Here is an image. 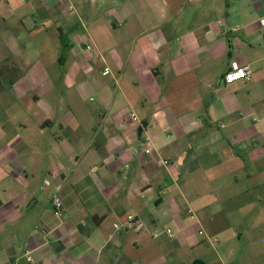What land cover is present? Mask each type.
I'll use <instances>...</instances> for the list:
<instances>
[{
  "label": "crops",
  "instance_id": "obj_1",
  "mask_svg": "<svg viewBox=\"0 0 264 264\" xmlns=\"http://www.w3.org/2000/svg\"><path fill=\"white\" fill-rule=\"evenodd\" d=\"M68 1L0 0V264H264V0Z\"/></svg>",
  "mask_w": 264,
  "mask_h": 264
},
{
  "label": "built area",
  "instance_id": "obj_2",
  "mask_svg": "<svg viewBox=\"0 0 264 264\" xmlns=\"http://www.w3.org/2000/svg\"><path fill=\"white\" fill-rule=\"evenodd\" d=\"M61 3L64 4H68L69 1L68 0H57ZM72 8L71 6H69V9ZM259 26L261 27V29L264 31V17L260 18L258 21ZM84 48L86 50H92L93 49V45L92 43H87L85 44ZM109 69L105 68L104 71L102 72L103 75H107L109 74ZM252 76V73L249 69L248 66H241L238 63L231 61L228 63V69L227 71L224 73L222 79L224 83H234V82H238V81H250ZM132 119L136 120V117L134 115H132ZM142 152H144L145 154H151L152 153V149L150 147V143L148 141V139L145 140L144 146L142 147ZM158 163L164 167L168 166V161L166 159H159ZM52 208H53V212L54 214L58 217L61 218L63 215V208H62V203L60 198H55L52 201ZM134 220V217L132 215H128L126 217V221L127 223L132 222ZM113 228L117 229L119 228L118 224H113ZM166 234L169 237H172L173 234L171 233L170 230H166L165 231ZM27 260L30 261V257L27 256Z\"/></svg>",
  "mask_w": 264,
  "mask_h": 264
},
{
  "label": "rangeland",
  "instance_id": "obj_3",
  "mask_svg": "<svg viewBox=\"0 0 264 264\" xmlns=\"http://www.w3.org/2000/svg\"><path fill=\"white\" fill-rule=\"evenodd\" d=\"M27 24L28 25L30 24V20H27ZM18 40L21 41V43L23 44V46L22 45L21 46L23 49H25L26 56L31 57V58L28 59L29 62L27 65L26 60L22 56H20L19 63L21 64V66L22 65L23 66H22V70L20 69L19 72L17 71L19 73L17 78H20V79L24 78V80L25 79L28 80L31 73L37 72L36 67L40 68V66H37L38 64H36L35 62V58L37 57L40 58V56L33 51L32 47L35 45H40L46 51L44 55H41V58H42L41 60L37 59L39 62H42L43 67L46 64L47 70H44V73L47 72L50 75H53V74L55 75V73L57 74L58 66L52 68V65L48 63V61L51 59L52 55L54 54L52 53V44L50 41L51 38L46 37L45 39H40L39 36L32 37V35H25L23 37L18 38ZM41 40L44 41L43 44L39 43ZM26 86H27L26 87L27 90L33 89L31 85H26ZM59 88L60 87H58L57 89Z\"/></svg>",
  "mask_w": 264,
  "mask_h": 264
},
{
  "label": "trees",
  "instance_id": "obj_4",
  "mask_svg": "<svg viewBox=\"0 0 264 264\" xmlns=\"http://www.w3.org/2000/svg\"><path fill=\"white\" fill-rule=\"evenodd\" d=\"M0 88H1V86H0Z\"/></svg>",
  "mask_w": 264,
  "mask_h": 264
}]
</instances>
